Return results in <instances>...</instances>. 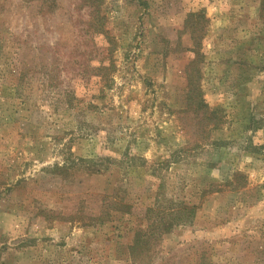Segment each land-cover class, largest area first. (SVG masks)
<instances>
[{"label":"rangeland","instance_id":"374dc122","mask_svg":"<svg viewBox=\"0 0 264 264\" xmlns=\"http://www.w3.org/2000/svg\"><path fill=\"white\" fill-rule=\"evenodd\" d=\"M0 264H264V0H0Z\"/></svg>","mask_w":264,"mask_h":264},{"label":"trees","instance_id":"16d2710c","mask_svg":"<svg viewBox=\"0 0 264 264\" xmlns=\"http://www.w3.org/2000/svg\"><path fill=\"white\" fill-rule=\"evenodd\" d=\"M49 83L50 84H48V86H52V85L55 86V84H52L51 80ZM72 91L73 90H70L69 92L66 91V94L64 96L70 97L72 94ZM55 99L59 101V97ZM105 200L106 198H104L103 208L100 214L97 216H93V219L95 221H99V223H104L106 218L110 220L114 218L112 217V213H109V211L106 210ZM159 204H160V200L158 198L156 202L154 203V207L157 209H160ZM194 206L195 205L193 204L190 205L186 202L172 199L169 207L165 210V212L158 213L157 217L151 220V223H150L151 225L149 228H144V229L142 227L133 228L132 242L129 245L132 255L136 256L141 251H144V248L150 245V241L152 239L170 230L174 224L177 225V224H180L182 221L185 222L186 218L192 216V214L194 213ZM151 209H153V206L149 208L148 210H151ZM164 209L165 208L161 210H164ZM128 213L129 212L123 211L120 217Z\"/></svg>","mask_w":264,"mask_h":264}]
</instances>
